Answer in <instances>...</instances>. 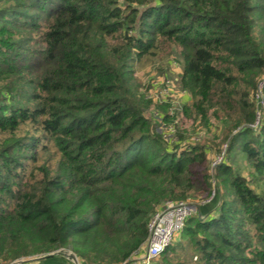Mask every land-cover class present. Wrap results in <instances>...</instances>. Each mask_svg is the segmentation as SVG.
Listing matches in <instances>:
<instances>
[{
    "label": "trees",
    "instance_id": "obj_1",
    "mask_svg": "<svg viewBox=\"0 0 264 264\" xmlns=\"http://www.w3.org/2000/svg\"><path fill=\"white\" fill-rule=\"evenodd\" d=\"M174 62L192 133L138 74ZM200 192L153 264H264V0H0V261L123 262Z\"/></svg>",
    "mask_w": 264,
    "mask_h": 264
},
{
    "label": "built area",
    "instance_id": "obj_2",
    "mask_svg": "<svg viewBox=\"0 0 264 264\" xmlns=\"http://www.w3.org/2000/svg\"><path fill=\"white\" fill-rule=\"evenodd\" d=\"M170 132L173 127H169ZM199 212V205L189 200H167L160 204L148 222V237L145 246L123 262L108 264H153L154 260L172 244L183 231L187 220ZM73 264L75 263L71 260ZM0 264H36L34 258Z\"/></svg>",
    "mask_w": 264,
    "mask_h": 264
},
{
    "label": "rangeland",
    "instance_id": "obj_3",
    "mask_svg": "<svg viewBox=\"0 0 264 264\" xmlns=\"http://www.w3.org/2000/svg\"><path fill=\"white\" fill-rule=\"evenodd\" d=\"M157 67L158 66H156L155 63L148 65V67H146L145 69L139 70L138 74L140 75V78L143 80V83H146L147 86L150 84L152 85V87L149 89V95H151L156 100H160V102L162 103L170 104L171 106L170 113L171 116L174 117L173 121L181 126L186 125L188 127L187 128L188 132L192 133L193 132L192 121L186 119L184 115H182V105L188 102L187 97L190 96L188 92L181 89L178 83L179 74L182 72L183 69L182 66L174 62L170 68V72L167 74V77L165 78L159 77V75L155 74L157 73ZM154 118L156 121H158L157 120L158 117H154ZM215 129H216L215 126L210 124L206 128H200L196 134L195 133L193 134V137L194 138L203 137L204 139L206 137L207 138L212 137L213 135H219V133L216 134ZM216 160H221V157H217ZM241 170L244 175L249 176L248 170L245 167H242ZM254 187L257 191L261 190V187H258L257 185H254ZM189 199H190L189 201L196 203L197 205H200L207 200L205 192H200L199 194H196V196ZM175 240L180 241L181 240L180 235L177 236ZM174 257L176 258L175 255ZM185 257L190 258L187 255H185ZM193 259L195 260L196 257H194ZM69 260H70L69 264H73L70 258Z\"/></svg>",
    "mask_w": 264,
    "mask_h": 264
},
{
    "label": "water",
    "instance_id": "obj_4",
    "mask_svg": "<svg viewBox=\"0 0 264 264\" xmlns=\"http://www.w3.org/2000/svg\"><path fill=\"white\" fill-rule=\"evenodd\" d=\"M59 254H63L65 256H67L68 258H70L71 260H73L75 263H78V258L76 257V255L71 250H68V249L57 250V251L51 252V253L43 255V256H38V257H35L34 260L37 261V260H41V259H44V258H47L50 256L59 255Z\"/></svg>",
    "mask_w": 264,
    "mask_h": 264
},
{
    "label": "crops",
    "instance_id": "obj_5",
    "mask_svg": "<svg viewBox=\"0 0 264 264\" xmlns=\"http://www.w3.org/2000/svg\"><path fill=\"white\" fill-rule=\"evenodd\" d=\"M190 99H191L190 96H188V97H187L188 102H189Z\"/></svg>",
    "mask_w": 264,
    "mask_h": 264
}]
</instances>
